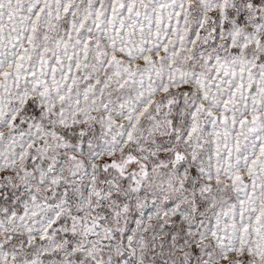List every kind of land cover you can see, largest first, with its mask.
Segmentation results:
<instances>
[{"label":"snow or ice","instance_id":"obj_1","mask_svg":"<svg viewBox=\"0 0 264 264\" xmlns=\"http://www.w3.org/2000/svg\"><path fill=\"white\" fill-rule=\"evenodd\" d=\"M0 264H264V0H0Z\"/></svg>","mask_w":264,"mask_h":264}]
</instances>
